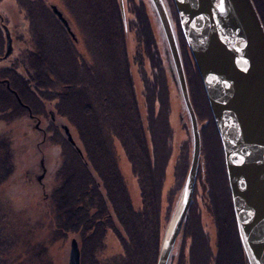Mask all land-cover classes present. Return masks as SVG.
Instances as JSON below:
<instances>
[{"label":"trees","instance_id":"16d2710c","mask_svg":"<svg viewBox=\"0 0 264 264\" xmlns=\"http://www.w3.org/2000/svg\"><path fill=\"white\" fill-rule=\"evenodd\" d=\"M15 1L26 11L28 30L34 29L28 42V47L31 49L27 53L29 59L24 67L21 66L22 70H17V67L0 69V116L10 108L11 114L5 117L7 124L14 120L13 115L27 114L28 109L31 110L33 117L35 114L46 117V111L43 107L40 108V103L43 100L51 101L56 114L65 118L76 129L77 142L76 140L75 142L83 152L82 156L77 150L78 146L72 145L66 139L63 125L51 126V139L62 146V160L56 171L57 185L49 196L53 208L51 232L54 241L57 240L56 238L66 237L69 233L76 235L80 242V264H156L163 234L160 195L167 157L164 155L163 158L155 160L157 150L153 142V130L161 111L159 105H162L164 100L165 109L167 101L162 98L160 103L159 96L154 99L149 98V101L154 103L147 106V117L139 108L134 82L130 69L127 68L129 57L127 56L125 59L127 61L124 63V58L121 59L119 55V43L115 48L112 47L114 45L112 41L117 42L119 36L116 34L120 31L118 0L84 2L86 6L92 7L94 16L100 12L95 8L107 10L109 16L112 14L109 26H111L110 38L112 37L113 40L108 44L103 41L104 32L107 30L103 26L106 20L89 22L84 19L85 15H80L85 9L84 3L80 8L75 0H64L65 6L75 5L80 9L76 7L73 13L66 16L61 11L77 34L75 35L77 40L74 42L71 36L75 37L64 29L52 11V5L46 3L47 0ZM170 1L174 16L172 18L178 22L173 0ZM139 2L138 8L144 14L143 19L146 20V26L151 32L146 3L144 0ZM253 2L264 26L263 6L260 0ZM51 27L55 28V32L47 35L45 32ZM1 30L2 28H0V56L3 41ZM80 42L87 49L90 48L94 56L92 65H97L101 73L102 71L105 75L108 73L107 59L115 60L114 69H109L110 73L115 74V80H109L112 75L109 74L107 83L102 84L104 90L92 81V76L100 75L95 70L90 69L89 72L82 70L77 72L76 77L74 69L72 67L68 69L75 63L74 60L65 71L61 68L56 71L58 67L54 60L57 58L62 60L65 55L70 54L68 51L74 48L78 50ZM86 55L91 58L90 54L86 53ZM133 58L139 67L141 62L135 53ZM146 58L148 59V54ZM31 99L35 104L30 103ZM164 123L166 125L165 118ZM114 142H118L125 151L137 181L141 199V205L137 208L131 201L125 179L117 163L118 155ZM1 143L2 141H0V149ZM7 175L9 176L6 174L1 178L0 184L5 182ZM229 207L231 219L227 223L231 232H228L230 242L228 254L231 257L236 254H239V257L242 255L245 263L247 259L240 240L236 239L238 233L230 201ZM187 219L189 225H192L190 220H193V227L187 226ZM2 221L0 216V264H9L7 257L14 241L2 225ZM200 228L196 215L190 217L188 214L179 232L185 238L189 232L195 250L193 254L198 258H200L198 251L205 250V239ZM108 230L114 232L117 237L121 252L101 260L98 253L103 248ZM221 247L226 246L223 244ZM42 251L45 252L47 249L44 248ZM180 257L184 255L181 254Z\"/></svg>","mask_w":264,"mask_h":264},{"label":"rangeland","instance_id":"374dc122","mask_svg":"<svg viewBox=\"0 0 264 264\" xmlns=\"http://www.w3.org/2000/svg\"><path fill=\"white\" fill-rule=\"evenodd\" d=\"M75 1L81 8L86 0ZM123 1L124 17L122 18L120 9L118 13L120 31H117L116 36H119V38L116 40L117 42L112 41L114 43L112 47L115 48L119 43V55L121 59L122 57L124 58V63L127 61L125 60L127 56L129 57L127 68L130 69L132 81L134 82L139 108L145 117H147V106L154 103V101L150 102L149 98L154 99L159 96L160 103L162 98L167 101L165 109L164 100L162 105H159L161 111L153 130V142L157 150L155 160L161 159L164 155L167 157L160 195L161 231L163 232L177 203L188 172L192 150V134L183 100L177 99L176 96L174 74H168L147 4L146 9L150 18L151 32L146 26V20L143 19L144 14L138 8L139 0ZM260 2L264 10V0H260ZM46 3H50L54 7L58 6L57 9L62 11L65 16L73 13V9L77 7L75 5H72V7L65 6L64 0H47ZM166 3L168 10L172 11L173 9L170 6L172 2L167 0ZM84 4L85 9L80 14L81 16L85 15L84 19L89 20V22L90 20L93 22L106 20L103 24L107 28L103 35V41L108 44L109 41L113 40L112 37L110 38L111 26H109L110 18L113 17L112 14L109 16L107 10L95 8L100 12L94 16L93 11H91L92 7L86 6V3ZM25 14L26 11L15 0L0 1V28H2L1 31L3 33L0 69L17 67V70H22L21 66L24 67L29 59L27 53L31 49L28 47V42L34 28L32 27L33 29L28 30ZM105 16L108 18H103ZM58 20L61 22L59 18ZM174 21L173 26L186 76L187 88L197 117L201 139L199 165L194 183L192 202L189 205L187 214H190V217H194V214L197 218L199 216L202 225L201 229L206 234L208 233L210 247H213L216 241L215 230L218 224L215 221V214L211 216L209 212L215 211L220 214L221 218L225 217V200L217 196L225 182L223 163L219 162V146L212 135L211 130L215 127V124L201 77L190 50L182 38L181 31H179V21ZM2 25L7 27L10 36L11 49L6 56V35ZM63 27L69 32L65 25ZM54 32L55 28L51 27L45 33L49 35ZM56 33L58 34L57 31ZM107 33L108 35H106ZM84 36L86 37L87 33ZM71 38L74 42L77 40L76 37L73 38L71 36ZM79 47L78 50L74 48L68 51L70 54L65 55L62 60L59 58L54 60L56 67H58L56 71L60 68L65 71L71 61L74 60L75 63L68 69L72 67L76 77L78 76L77 72H82V70H87L88 72L90 69L95 70L100 75L92 76V81L99 88H102V84L112 74L109 69H114L115 60L113 58L107 59L106 67L108 73L105 75L104 71L101 73L97 65H92L94 56L90 48L84 47L82 42L79 43ZM86 53L90 54L91 58L90 56H85ZM134 53L141 62L139 67L134 62ZM146 54H148V59ZM149 57L152 59H149ZM126 71L124 70V72ZM109 80H115V74H112ZM90 91L93 94V91ZM31 102L35 104L32 99ZM40 104V108L43 107L46 111V117L37 116V114L33 117L31 110L28 109L29 114L18 113L15 116L13 115L14 120L7 124L5 117L11 114L12 110L10 108L6 109L4 114L0 116V141H2L0 149V180L3 176L9 174L5 182L0 184V216L3 220L2 225L11 234L14 241L7 257L9 264H67L70 239L76 238L80 247L78 237L70 233L66 237L56 238L57 240L54 241L51 232L53 208L49 198L51 191L57 185L56 171L62 160V146L51 139V126L60 127V125H66L69 132L72 133V139L76 140V142L77 132L65 118L56 114L53 110V102L43 100ZM167 142L169 143L166 149ZM114 145L118 155L117 163L125 179L131 201L134 207L137 208L141 205L137 181L122 146L118 142H114ZM214 179L217 187V192L215 193L212 188ZM190 221L193 220L191 219ZM190 241L192 242V240ZM44 248L47 251H42ZM188 248L189 240L180 233L167 264H190L192 253H189ZM119 252H121V245L114 232L108 230L104 238L103 248L99 251L98 257L104 260V258L116 255ZM181 254L184 257L181 258ZM229 257L228 254L220 257V264L227 263ZM234 259L237 258L234 257Z\"/></svg>","mask_w":264,"mask_h":264},{"label":"water","instance_id":"95a60500","mask_svg":"<svg viewBox=\"0 0 264 264\" xmlns=\"http://www.w3.org/2000/svg\"><path fill=\"white\" fill-rule=\"evenodd\" d=\"M168 74H174L192 134L188 172L163 231L156 264H167L186 220L200 159V133L166 0H145ZM124 1L118 0L122 18ZM221 143L239 240L248 264H264V26L253 0H173ZM63 25L69 23L56 7ZM1 19V17H0ZM6 53L10 36L5 25ZM66 139L74 145L66 125ZM79 151V148L77 147ZM67 264H80L76 238Z\"/></svg>","mask_w":264,"mask_h":264},{"label":"flooded vegetation","instance_id":"af4514ba","mask_svg":"<svg viewBox=\"0 0 264 264\" xmlns=\"http://www.w3.org/2000/svg\"><path fill=\"white\" fill-rule=\"evenodd\" d=\"M51 7H53V6H51ZM56 8H57V6H56ZM52 11H53V9H52ZM68 30H69L70 34L73 35L74 37H75V35H77V34H75L76 32H74L75 30H73L72 27L69 26ZM210 128H211V126H210ZM211 131H212V135H213L214 139L216 140V142H217V144L219 146V162L223 163V169H224V180H225V182L223 184L222 190L217 193V196L222 198L223 200H225L224 201L225 202V205H224L225 217L221 218L220 214L215 212V211L209 212V214L211 216L213 214H215V216H216L215 221H217V224H218L217 228L215 230V233H216L215 239H216V241H215L213 247H210V243H209V240H208V233L206 234V232H204V230H202L200 228V230H201V232H202V234L204 236V239H205V243H204L205 244V250L201 249L200 251H198L200 258H198L197 256H195L193 254L195 252V250H194V247L192 246L193 245L192 242L190 241L191 237L189 236V232H187V240H189V248L188 249H189V253L190 254L192 253L191 254V262H190V264H197V262H199L198 264H220V257H223L224 254H228L229 248H230V247H228V245L230 243L229 242V238H228L229 237L228 232L230 233L231 231H230V229L228 227V223L227 222L231 219V217H230L231 213H230V207H229V201L231 203V195H230V189H229L228 182H227V177H226V171H225V166H224L222 147H221V143H220L217 131H216V127H213V129ZM74 142H75V140H74ZM75 145L78 146L76 144V142H75ZM78 148H79L78 152L83 156L82 150L80 149L79 146H78ZM200 152H201V148H200ZM215 183H216V180L214 179L213 187H212L214 193L217 192V187L215 186ZM231 208H232V203H231ZM231 210L233 212V208ZM233 218H234V223H235V226H236L234 213H233ZM198 219H199V216H198ZM191 223L193 225V221ZM199 225L202 226L201 222H200V219H199ZM187 226H189L188 219H187ZM236 230H237V228H236ZM238 237L236 238L237 241L239 240ZM223 244H225L226 247L222 248L221 246ZM238 255L239 254H236L234 256V257H236L238 259L237 260V259H234V257H231L230 254H228V256H230V257L228 258V262L225 263V264H248L247 261H246L247 263L246 262L244 263L245 260H243L242 255L240 257ZM198 259H200V261H198Z\"/></svg>","mask_w":264,"mask_h":264},{"label":"snow or ice","instance_id":"6c2138e0","mask_svg":"<svg viewBox=\"0 0 264 264\" xmlns=\"http://www.w3.org/2000/svg\"><path fill=\"white\" fill-rule=\"evenodd\" d=\"M219 7H220V10H221V11H223V10H224V9H223V3H222V0H221V4H220V6H219Z\"/></svg>","mask_w":264,"mask_h":264},{"label":"bare ground","instance_id":"6f19581e","mask_svg":"<svg viewBox=\"0 0 264 264\" xmlns=\"http://www.w3.org/2000/svg\"><path fill=\"white\" fill-rule=\"evenodd\" d=\"M70 27H71V25H70ZM212 115V114H211ZM201 140V139H200ZM228 182V181H227ZM229 186V185H228ZM192 197H193V195H192ZM191 202H192V200H191ZM191 202H190V204H191ZM187 216H188V214H187ZM187 218V217H186Z\"/></svg>","mask_w":264,"mask_h":264}]
</instances>
